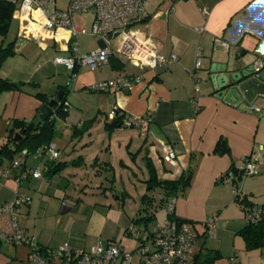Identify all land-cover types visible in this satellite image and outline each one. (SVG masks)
Wrapping results in <instances>:
<instances>
[{
	"label": "crops",
	"instance_id": "obj_1",
	"mask_svg": "<svg viewBox=\"0 0 264 264\" xmlns=\"http://www.w3.org/2000/svg\"><path fill=\"white\" fill-rule=\"evenodd\" d=\"M13 1L10 38L5 41L14 40V54L2 63L0 77L23 84L20 89L0 91V144L13 119L31 121L39 113L42 99L37 92L54 98L59 89H65L69 104L67 117L61 118L58 127L55 121L51 140L60 151L55 160L67 163L63 170L47 174L43 159L19 153L14 160L40 168L42 177L26 178L18 187L11 161L0 163V172L8 174L0 175V204L11 201L17 191L30 197L17 212L22 232L35 236L40 247L67 242L73 248L88 249L99 242L116 241L123 249L134 250L138 240L125 230L131 218L139 216L141 197L147 190H141L139 203L131 206L135 196L119 188L115 173L109 170L115 171L114 155L119 154V164L132 171L133 164L143 172L141 178L133 171L137 188L136 180L145 183L147 178L144 159L149 156L160 178H177L189 167L194 171L190 185L175 203V216L194 222L197 230L189 246L193 264H264V247L248 248L239 232L247 224L244 210L248 204L235 200V187L222 179L227 171L244 166L246 157L255 152L263 172L249 176L253 177L249 181L242 178L237 185L251 203L264 205V115L251 108H264V97L249 106L226 102L212 93L215 76L223 71H211L216 63L226 64L227 71L264 59V0H149L146 19L133 28L160 53L175 54L177 60L167 67L140 70L114 56L93 70L82 66L91 72L77 69L74 82L79 81L81 89L119 76L138 78L132 79L127 91L107 86L102 91L74 89L72 93L68 89L70 70L54 62L55 56L69 53V34L65 29L51 33L33 27L21 11V0ZM85 14L92 16V24V12L74 13L72 19L88 31L84 23L76 22ZM96 37L98 45L93 49L102 45ZM2 40L0 36V44ZM113 108L124 115L149 111L151 120L135 127L107 129ZM88 124L89 129L77 131ZM219 140L225 141L227 151H215ZM165 143L175 150L177 165L163 162ZM144 147L148 153L142 155ZM130 156L131 164L127 163ZM159 193L160 199L163 191ZM151 195L157 203L153 191ZM161 210V216L154 211L157 222L166 217L163 205ZM210 219H214V228L208 233ZM0 229L10 231L9 214L0 216ZM0 264H32L29 246L0 239ZM48 264L62 261L55 258ZM109 264H122L121 258ZM129 264L147 263L135 255Z\"/></svg>",
	"mask_w": 264,
	"mask_h": 264
},
{
	"label": "built area",
	"instance_id": "obj_2",
	"mask_svg": "<svg viewBox=\"0 0 264 264\" xmlns=\"http://www.w3.org/2000/svg\"><path fill=\"white\" fill-rule=\"evenodd\" d=\"M149 0H67L66 5L60 6L59 0H21V11L31 19L33 27L44 29L54 33L65 29L69 34L68 51L66 55H57L54 62L64 64L70 70L71 81L74 82L77 69L81 66H89L92 70L98 65L108 63L112 57L118 56L140 70L167 67L177 60L175 54L166 56L160 53L154 44L133 28L134 25L143 22L147 17L145 5ZM206 13V10H203ZM92 12L93 21L90 30L73 23L74 13ZM81 33H89L98 36L102 45L96 49L81 53L78 45V36ZM257 66L262 65L260 58L255 60ZM199 61L195 66L198 67ZM133 74V73H132ZM138 76H119L114 80H104L88 86V89L102 91L107 86L117 89H128L132 79ZM69 106L64 102V108ZM251 108L264 115V108L251 106ZM119 115L117 108L109 113L112 120ZM150 112L141 115H125L117 128L133 127L150 121ZM51 158H57L60 151L50 144L48 146ZM27 150H22L26 153ZM172 145L165 143L162 160L170 165H177L178 158ZM13 168H19L22 162L13 160L10 164ZM259 156L252 152L245 159V164L239 170H229L223 180L233 184L235 193H240L237 185L240 177L259 173ZM7 176V172H0ZM41 178L42 173L38 168L22 167L15 177L19 187L27 177ZM176 197H171L166 202V217L157 222L151 229L139 231L136 225L129 226V232L138 240L134 250L123 249L121 244L112 241L108 243H96L88 249L73 248L64 242L57 247H41L37 244L35 236L22 232L17 222V212L21 204L30 202V197L19 191L11 200L0 204V216L10 215V231L0 229V239L13 244H26L29 246V258L32 264H48L52 259L60 258L62 264H109L119 257L122 264H129L135 255L139 256L147 264H193L189 255V246L197 234L195 226L188 221L179 222L175 218ZM245 218L248 222L264 220V206L249 204L245 208ZM207 232L214 228V219L207 224ZM234 259V258H233Z\"/></svg>",
	"mask_w": 264,
	"mask_h": 264
},
{
	"label": "trees",
	"instance_id": "obj_3",
	"mask_svg": "<svg viewBox=\"0 0 264 264\" xmlns=\"http://www.w3.org/2000/svg\"><path fill=\"white\" fill-rule=\"evenodd\" d=\"M14 8L15 2L13 0H0V36L3 39L0 44V67L7 57L14 54V40L5 41L11 25ZM22 84L23 82H13L0 77V91L4 89H20ZM125 90L127 91L128 89ZM36 95L40 99H43L45 97V94L41 92H37ZM65 101H67V99L66 90L64 89V94L61 97L60 104L55 111L56 117L54 119L48 118L43 124H32V126H29L32 120L25 121L21 119H13L11 121V124L7 128L5 141L0 144V163L4 160H7L11 161V164L15 156L21 153L22 155H34L36 158L43 159L44 164L48 168L47 174H55L63 170L67 163L65 161H56V158H51L48 146L51 144V140L55 136V121L58 118L65 119L68 115V106L64 108ZM124 116V114H119L114 119L107 121L105 123V127L107 129L117 127L120 124L122 117ZM90 125L91 124H88L87 127L78 128L77 131L81 130L83 132L87 130ZM24 149L27 150L26 153H22V150ZM227 150L228 147L225 144V141L219 140L215 146V151L225 152ZM144 163L147 170V178L145 179L147 191H145V193L141 197L142 206L138 210L139 216L131 218V224L136 225L139 231L151 229L157 223L154 210L152 209L153 205H156V203L154 202L155 198H153V196L151 195L152 191H154L156 188H159L163 191V196L158 200V204L165 207L166 202L169 198H177L179 194H182L187 189V187L190 185L194 172L193 169L189 167L181 171L177 178H160L158 176L157 168L151 157H146L144 159ZM165 163L170 166L168 162ZM9 167L11 168V171H13L14 178L19 174V168L20 170L22 167H29L33 169V167H30L24 163H22L19 168H13L11 165ZM242 178L243 177H240L239 180H241ZM235 200L240 203H244V206L247 204H252L248 196L245 193H242L241 189L240 193H235ZM175 218L179 222L189 221L186 219H180L177 216H175ZM190 222L195 225L194 222ZM129 226L126 228L125 233L131 235V233L129 232ZM239 232L245 238L248 248L264 247V220L255 223L247 221V224L242 229H240ZM43 249L44 248L41 247L40 250L43 251Z\"/></svg>",
	"mask_w": 264,
	"mask_h": 264
},
{
	"label": "water",
	"instance_id": "obj_4",
	"mask_svg": "<svg viewBox=\"0 0 264 264\" xmlns=\"http://www.w3.org/2000/svg\"><path fill=\"white\" fill-rule=\"evenodd\" d=\"M262 65L257 66L250 63L246 66H235L227 71L226 64H212L211 71L222 69V73L215 76V85L213 95L223 98L226 102L233 104L243 103L249 106L257 98L264 97V59ZM213 80V76L211 77ZM64 89H59L54 98L45 96L42 99V105L39 113L33 118L32 124H43L48 118L54 119L56 117V108L60 104ZM146 154L148 149L145 148Z\"/></svg>",
	"mask_w": 264,
	"mask_h": 264
},
{
	"label": "rangeland",
	"instance_id": "obj_5",
	"mask_svg": "<svg viewBox=\"0 0 264 264\" xmlns=\"http://www.w3.org/2000/svg\"><path fill=\"white\" fill-rule=\"evenodd\" d=\"M66 2H67V0H59V5L60 6H64V5H66ZM91 18H92V16L91 15H89V14H85L84 16H83V19L80 21L79 19H77L76 20V22L77 23H84L85 24V26L87 27V28H89L90 29V25H91ZM10 38V35L8 34L7 35V40ZM78 41H79V49H80V52L81 53H85V52H88V51H90L91 49H93V48H95V46H97L98 44H97V37L96 36H94V35H91V34H89V33H86V34H81V35H79V37H78ZM81 68H82V72H85L86 71V73H88V72H91V71H89L88 70V68H85V67H82L81 66ZM68 84H69V86H68V89H69V93H72L73 92V90L75 89L76 91L79 89L80 91H85V92H97V91H94V90H90V89H88V87L87 88H83V89H81V86H79L78 87V84H79V81L78 82H73V81H71V77L69 76L68 77ZM67 85V84H66ZM72 120V119H71ZM60 122H62V119H57V122H56V126L58 127L59 126V124H61ZM75 122V121H74ZM125 128H128V127H125ZM89 129V128H88ZM81 131V130H80ZM145 148L146 147H144V150L142 151V149L140 150L141 152H142V155L145 153ZM122 156H119V154H115L114 155V158H115V161H116V169H115V171H113V170H109L110 171V174H114V175H116V178H117V184H118V187L120 188H122V187H125V189L129 192V193H131V194H133L134 196H135V198H136V203L135 202H133V199H132V204H131V206H137V203H139V199H140V191L142 190V191H145V190H147L146 189V184L143 182V181H141V179L140 180H136V182H138L137 183V188L135 187V186H133L134 184H133V182H135V175H134V172L133 171H136V172H138V174L141 176V178L143 177L142 175H143V172L141 171V170H137V169H135V167H134V165L133 164H131V160H132V158H131V156L129 157V162H127V163H129V164H131V166H132V168H133V171H132V169H131V167L130 166H123L122 164H119V159L121 158ZM124 159H125V157H123ZM139 158H140V156H139ZM141 159V158H140ZM141 166L142 167H144V165H143V163L141 162ZM143 170H144V168H143ZM263 172V169H262V167L260 166V173H262ZM244 178V180H246V181H249V180H251L253 177H247V176H244L243 177ZM242 180V179H241ZM230 184V183H229ZM233 185V184H232ZM234 186V185H233ZM123 189V188H122ZM136 189L138 190L137 192H135L136 191ZM159 191H160V189L159 188H156L154 191H153V193L156 195V197H157V200H156V205L154 206L153 205V210L155 211V213H158L159 212V216H161L162 215V210H161V207H162V205H160V204H158V200H159V195H160V193H159ZM137 200H138V202H137ZM157 210H158V212H157Z\"/></svg>",
	"mask_w": 264,
	"mask_h": 264
}]
</instances>
